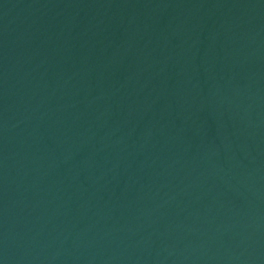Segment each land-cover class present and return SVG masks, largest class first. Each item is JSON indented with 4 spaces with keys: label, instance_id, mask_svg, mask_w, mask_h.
Here are the masks:
<instances>
[{
    "label": "water",
    "instance_id": "obj_1",
    "mask_svg": "<svg viewBox=\"0 0 264 264\" xmlns=\"http://www.w3.org/2000/svg\"><path fill=\"white\" fill-rule=\"evenodd\" d=\"M0 264H264V0H0Z\"/></svg>",
    "mask_w": 264,
    "mask_h": 264
}]
</instances>
